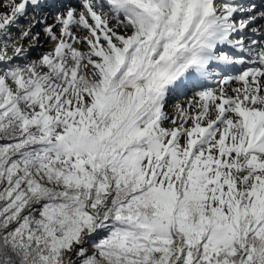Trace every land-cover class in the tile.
Masks as SVG:
<instances>
[{
    "label": "snow or ice",
    "instance_id": "6c2138e0",
    "mask_svg": "<svg viewBox=\"0 0 264 264\" xmlns=\"http://www.w3.org/2000/svg\"><path fill=\"white\" fill-rule=\"evenodd\" d=\"M0 9V264H264V0Z\"/></svg>",
    "mask_w": 264,
    "mask_h": 264
},
{
    "label": "bare ground",
    "instance_id": "6f19581e",
    "mask_svg": "<svg viewBox=\"0 0 264 264\" xmlns=\"http://www.w3.org/2000/svg\"><path fill=\"white\" fill-rule=\"evenodd\" d=\"M0 10H2V9H0Z\"/></svg>",
    "mask_w": 264,
    "mask_h": 264
}]
</instances>
